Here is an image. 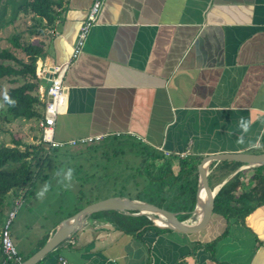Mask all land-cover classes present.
Here are the masks:
<instances>
[{"label":"crops","instance_id":"1","mask_svg":"<svg viewBox=\"0 0 264 264\" xmlns=\"http://www.w3.org/2000/svg\"><path fill=\"white\" fill-rule=\"evenodd\" d=\"M91 1L61 0L46 28L43 68L66 65L53 140L127 135L155 153L168 152L158 154L174 172L179 152L198 162L217 153L264 152V0H103L71 58ZM241 116L251 128L238 143ZM221 161L206 166L208 186L214 194L221 186L235 195L250 191L252 209L241 220L226 223L211 213L201 229L181 233L88 217L35 264H264V168ZM188 193L174 189L169 211L193 224L196 192L192 210L179 208L188 205ZM136 194L134 200L150 203L160 195L157 189ZM58 223L42 233L49 236Z\"/></svg>","mask_w":264,"mask_h":264},{"label":"trees","instance_id":"2","mask_svg":"<svg viewBox=\"0 0 264 264\" xmlns=\"http://www.w3.org/2000/svg\"><path fill=\"white\" fill-rule=\"evenodd\" d=\"M60 4L61 0H0V28L13 23L21 15H31L42 26L47 28L57 15ZM7 42L13 49L21 53L23 57L16 56L13 51L0 48V77H11V82L21 81L20 84L7 89L8 95L16 101V105L10 107L5 104L4 112L13 118L22 117L24 119H30L35 117L36 119H40L42 117L43 102L38 95L34 61L42 54L43 43L23 41L18 34H13L8 37ZM10 143L12 146L0 145V221L3 215V199L8 192L13 189H19L27 184L29 188L25 193V197L27 198L29 195L34 196L35 179L42 167V159L46 156L41 154V144L43 143L23 145L22 150L17 148L20 144L19 140L12 138ZM49 148L51 150L57 149V147L52 146H48ZM77 148L87 153L102 154L105 159L111 158V156L106 154L109 148L113 150V156L125 153V149L128 153L139 157V165L143 173H149V175L155 177L152 180L158 182L157 193L160 195L152 203L158 207L170 210V204L171 206L175 204L172 197L174 189H179L183 192L187 189L189 192L188 205H183L179 208L183 211L192 210L195 202L197 179L196 164L198 159L196 157L177 158V169L174 172V169H171L170 165L158 153H155L153 149L127 135L106 136L96 141L78 145ZM33 162L38 166L35 172L33 170L35 165ZM221 162L227 161L222 160ZM230 162L235 165L241 163L239 161ZM255 167L264 168V165ZM138 174L142 175V173ZM40 180H43V176L38 181ZM142 190L141 193L140 190L137 191L136 195H142ZM126 191V189L121 187V190L115 195L135 199L134 195V197L128 196L129 192ZM249 194L250 191H241L238 195H235L231 188L221 186L213 196L212 213L221 215L226 223L231 218L241 220L252 209V206L248 202V199L251 198V194ZM144 195L149 196L148 194ZM180 203L182 204V201ZM81 207L82 205L76 206L74 212ZM97 212L91 213L89 218L105 216V221L125 229L130 227L139 229L142 227L143 229H150L157 232L166 230L165 228L156 227L143 215L132 216L113 210ZM47 237L48 235L45 234L40 239H37L33 248L24 254L23 257L21 256V261L38 249ZM212 244L213 241L205 243V247L210 251ZM1 262L2 256L0 253V264Z\"/></svg>","mask_w":264,"mask_h":264},{"label":"rangeland","instance_id":"3","mask_svg":"<svg viewBox=\"0 0 264 264\" xmlns=\"http://www.w3.org/2000/svg\"><path fill=\"white\" fill-rule=\"evenodd\" d=\"M13 34H18L23 41L44 42L49 33L46 27L42 26L36 18L31 15H21L13 23L0 28V48L13 51L16 56L23 57L21 53L13 49L7 42V38ZM43 45V44H42ZM39 63L44 65L40 57L34 61L35 75ZM37 78V76H36ZM21 81L11 82V77H0V93L9 87L20 84ZM37 90L39 93L40 84L37 79ZM0 103H2L0 96ZM5 106L0 107V145L12 146L9 142L12 135L20 141L17 146L19 150L23 145H32L34 140L38 139L40 129L37 125L38 120L35 117L14 123L13 117L6 115ZM35 143L33 145H36ZM41 154L46 155L41 162V169L35 179L34 196L25 197L29 188L27 184L19 189H13L8 192L3 199V215L0 225L6 218L9 211L16 206L14 216L11 219L9 233L11 241L20 257L30 251L36 239L44 236L47 230L51 229L55 220H62L74 212L78 205H86L98 199L118 194L121 187L129 192L128 196H133L135 191L143 189L147 193H153L158 188V182L152 180V175L143 173L139 165V157L128 153L113 156V150L109 148L106 152L111 158L105 159L102 154L87 153L78 150V145L70 147H58L55 150L48 149L47 144H41ZM80 151V152H79ZM35 164V162H33ZM34 165V172L37 170ZM61 167H72L74 169L71 188L65 190L56 184L54 173ZM138 173H142L139 175ZM43 176V180H39ZM145 179V180H144ZM45 182H51L52 188L48 193H52V198L45 196L43 200L36 197L37 191ZM132 191L134 193L132 194ZM151 199V198H150ZM99 213V212H97ZM101 213V212H100ZM47 234V233H46ZM15 239L20 241L17 245Z\"/></svg>","mask_w":264,"mask_h":264},{"label":"water","instance_id":"4","mask_svg":"<svg viewBox=\"0 0 264 264\" xmlns=\"http://www.w3.org/2000/svg\"><path fill=\"white\" fill-rule=\"evenodd\" d=\"M52 67H49L50 71ZM50 73L47 72L43 81L48 83ZM49 96H47L48 98ZM232 160L240 161L246 165H264V152L259 153H217L213 155H204L196 165L198 176L196 188V204L194 211H198V218L193 224H185L178 220L175 214L167 209L158 207L149 202H141L129 199L125 196H108L102 199L90 202L69 216L63 218L54 228L53 232L46 238L44 243L22 260L18 264H35L44 255L50 252L54 247L69 237L74 231L80 228L91 213L97 211L113 210L126 215H143L154 225L171 229L175 232L190 233L201 229L208 221L213 209L214 193L210 190L206 180V166L211 161ZM202 190L204 198L199 201V191ZM158 219L161 225L154 223Z\"/></svg>","mask_w":264,"mask_h":264},{"label":"built area","instance_id":"5","mask_svg":"<svg viewBox=\"0 0 264 264\" xmlns=\"http://www.w3.org/2000/svg\"><path fill=\"white\" fill-rule=\"evenodd\" d=\"M103 0H92L88 8L85 19L81 22L77 29L76 38L71 44V58H75L80 52L81 46L85 40L87 32L94 22V19L99 11V8ZM52 69L49 71L47 68L41 66L38 67L39 71H36V76L38 79L39 87V98L43 102L42 117L38 120V127L40 129V139L37 143L47 144L52 147H63L65 145H75V144H85L87 142L96 141L99 137H79L75 139H68L66 141H55L52 139V127L54 124L55 116L63 109L65 96H64V85L62 84V76L66 65H53ZM49 72L50 77L49 82H43L45 74ZM41 83H45L43 86ZM47 96H49L47 98ZM162 157H169V153L166 151L158 152ZM186 153H176L177 158H183ZM16 206H19L16 205ZM16 206L8 212L6 218L0 225V253L2 256L1 264H18L21 262V257L15 249L11 237L9 227L11 225V219L14 216ZM70 242H72L70 240ZM61 264L64 263L63 260L60 261Z\"/></svg>","mask_w":264,"mask_h":264},{"label":"clouds","instance_id":"6","mask_svg":"<svg viewBox=\"0 0 264 264\" xmlns=\"http://www.w3.org/2000/svg\"><path fill=\"white\" fill-rule=\"evenodd\" d=\"M0 96H2V101H3V103H0V107H4L5 104L10 107H14L16 105V101L13 100L8 95L6 88L3 90L2 93H0ZM236 126L240 133L239 136L237 137V142L243 143L245 135L250 131L251 121L241 116L238 118ZM73 174H74V169L72 167H66V168L61 167L60 169H58L54 173V178L56 179L57 186L63 187V189L65 190L71 188L73 181ZM51 188H52L51 182H45L36 193L37 199L43 200L46 194L51 190Z\"/></svg>","mask_w":264,"mask_h":264},{"label":"bare ground","instance_id":"7","mask_svg":"<svg viewBox=\"0 0 264 264\" xmlns=\"http://www.w3.org/2000/svg\"><path fill=\"white\" fill-rule=\"evenodd\" d=\"M37 71H39V69H37ZM203 198H204L203 191L200 190V191H199V201H202ZM153 221H154V223L161 225V223L159 222L158 219H154Z\"/></svg>","mask_w":264,"mask_h":264}]
</instances>
